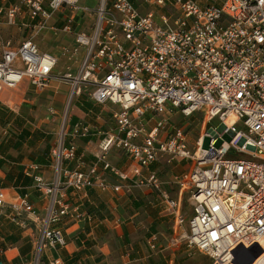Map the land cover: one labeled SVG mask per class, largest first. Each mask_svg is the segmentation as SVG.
Wrapping results in <instances>:
<instances>
[{"label": "built area", "instance_id": "1", "mask_svg": "<svg viewBox=\"0 0 264 264\" xmlns=\"http://www.w3.org/2000/svg\"><path fill=\"white\" fill-rule=\"evenodd\" d=\"M79 1L0 0V19L13 24L25 10L24 26L35 34L53 14L67 11L56 30L72 35L82 57L76 74L59 78L71 96L84 88L91 101L118 106L111 113L115 132L102 139L100 159L116 148L131 162L125 170L104 162L102 170L161 192L158 175L143 171L161 154L187 159L189 168L176 183L191 214L184 220L181 200H168L176 223L172 246L180 243L177 229L185 222V245L205 254L209 264H236L240 255L248 264H264V0H96L93 9ZM78 12L92 16L87 29H75ZM56 65L32 36L17 46L0 41V91L23 79L43 91ZM202 110V132L190 150L186 131L169 128L168 119L174 111L189 117ZM230 116L236 125L225 123ZM224 133L232 137L219 142ZM62 137L50 150L51 181L37 164L25 170L48 199L43 212L25 197L8 202L0 189V207L7 206L14 220L38 224L32 264H63L58 257L40 259L43 249L65 244L56 225L77 216L58 196L62 185L76 191L123 188L98 175L96 164L88 171L65 167L75 147Z\"/></svg>", "mask_w": 264, "mask_h": 264}, {"label": "crops", "instance_id": "2", "mask_svg": "<svg viewBox=\"0 0 264 264\" xmlns=\"http://www.w3.org/2000/svg\"><path fill=\"white\" fill-rule=\"evenodd\" d=\"M66 12L63 9L53 14L47 22L49 27L59 29ZM20 18L24 19L22 24L28 22L25 10ZM91 22V15L78 12L75 29H87ZM10 34L14 33L6 31L8 38ZM44 36L52 40V45L45 50L38 47L39 51L55 56L57 61L61 58L59 46L73 40L71 34ZM25 38H18V44ZM55 72L43 91L35 90L27 79L0 91V189L6 200L25 197L37 211H44L48 199L35 189L25 170L30 164H37L44 179L51 181L54 174L50 150L62 136L64 145L75 147V157L64 162L65 167L88 171L96 164L98 175L123 188L118 192L98 187L76 191L62 185L58 196L77 216H65L56 225L65 244L43 249L40 259L46 262L58 257L63 264H173L178 258L173 253L178 244L172 246L171 241L176 223L167 203L182 200L176 181L187 172L189 161L161 154L150 163L143 174L155 172L161 192L148 185H130L131 179L120 182L104 172V162L121 170L131 163L126 153L116 148L109 149L100 159L102 139L115 132L111 113L118 106L91 101L86 89L71 96L69 84ZM187 210L184 212L182 204L184 220L191 214ZM37 234L36 222L14 220L7 206L0 207V264H32Z\"/></svg>", "mask_w": 264, "mask_h": 264}, {"label": "rangeland", "instance_id": "3", "mask_svg": "<svg viewBox=\"0 0 264 264\" xmlns=\"http://www.w3.org/2000/svg\"><path fill=\"white\" fill-rule=\"evenodd\" d=\"M79 4L86 5L93 9L95 7L96 0H86V1L81 0L79 1ZM22 14H23V11L21 15ZM21 15L16 16L15 22L13 24H7L4 22L3 19H0V41L2 40L5 41L6 39L12 38L11 42L14 45H17L18 40H19L18 38H20L21 40L22 38L32 36L33 41L36 42L39 49L45 50L47 46L52 45V42H51L52 40L45 37L44 36L45 34L51 37L52 36L61 37L63 35H68V33L66 32L56 30L57 29L56 27L50 28L49 27L50 25H48V23H46L47 26L45 28L38 30L35 34H32V29H28V28L25 29L24 24L21 23L24 21V19L20 18ZM155 19L158 23H160L158 15H155ZM6 31H11L14 34L8 35L10 37L8 38L6 36ZM74 48H75V44L73 40L69 42H64V44L59 46V51L61 52V58H58L55 70H53V71H56L55 73H60V75L65 72H70L72 75L76 74L78 65L82 57V50L77 49V51H75ZM83 91H84V88H82L81 93H83ZM202 114H203V110L200 112L199 111L194 112L189 117H184L178 111L176 112L174 111L171 114V116H169L168 123L170 124V126L168 125V127L170 128L171 126H176V127L183 128L186 131L187 145L188 147H190L189 148L190 150H194L193 147L195 146V142L198 136L202 132L203 121H204ZM236 122L237 121L235 120L234 116H230L225 120V123L227 125H231V124L236 125ZM212 123L217 124V121L216 120L212 121ZM231 137L232 136L230 134L224 133L222 134V137L219 138L218 140L219 142H222L223 140L227 142L229 141ZM203 145L204 146L207 145L206 138L203 142ZM187 199H188L187 195L183 194L181 202L183 204L184 212H188L187 209L191 210V205ZM186 230H187V227L185 225V222H183L182 225H180V227H178L177 229L180 235V238L182 236V239L180 243L178 244V247H176L175 251H173V253H175L174 256H177L178 257L177 259H180V261L182 262L181 264H208L209 258L205 254H203L202 252L198 250L188 248L185 245V241L183 238H184Z\"/></svg>", "mask_w": 264, "mask_h": 264}, {"label": "bare ground", "instance_id": "4", "mask_svg": "<svg viewBox=\"0 0 264 264\" xmlns=\"http://www.w3.org/2000/svg\"><path fill=\"white\" fill-rule=\"evenodd\" d=\"M249 251H250V256H251V258H252L253 256H255V254L252 253V252H255V251H256L254 248H251ZM240 257H241V255L238 257V261H236V264H248V263L245 262V261L239 260Z\"/></svg>", "mask_w": 264, "mask_h": 264}, {"label": "trees", "instance_id": "5", "mask_svg": "<svg viewBox=\"0 0 264 264\" xmlns=\"http://www.w3.org/2000/svg\"><path fill=\"white\" fill-rule=\"evenodd\" d=\"M60 28V27H59ZM182 262L180 261V259H174L173 264H181ZM209 264V261H208Z\"/></svg>", "mask_w": 264, "mask_h": 264}]
</instances>
